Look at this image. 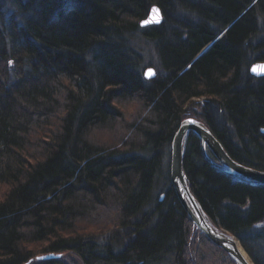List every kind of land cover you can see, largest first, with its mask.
<instances>
[{
	"label": "trees",
	"instance_id": "1",
	"mask_svg": "<svg viewBox=\"0 0 264 264\" xmlns=\"http://www.w3.org/2000/svg\"><path fill=\"white\" fill-rule=\"evenodd\" d=\"M153 4L161 24L140 26ZM261 60L264 0H0V264H235L164 158L189 116L264 171ZM182 161L210 222L264 264V185L214 167L192 131Z\"/></svg>",
	"mask_w": 264,
	"mask_h": 264
},
{
	"label": "water",
	"instance_id": "2",
	"mask_svg": "<svg viewBox=\"0 0 264 264\" xmlns=\"http://www.w3.org/2000/svg\"><path fill=\"white\" fill-rule=\"evenodd\" d=\"M148 11L147 16L139 21V25L146 27L161 24L163 15L162 10H160L157 5H152ZM248 71L255 77L263 76L264 60L251 64ZM143 75L147 79H152L156 76L155 70L152 67H147ZM177 128L170 144L169 182L171 183L179 204L182 205L184 211L200 232L205 234L214 244L227 252V254L232 257L235 264H249L244 255L241 254L240 247H242V245H240V241L235 239L234 235L230 234L226 229L224 230L213 225L204 213L194 194L190 191L182 161L186 141L185 138L190 131L194 132L198 138L201 139V146L205 159L214 167L223 170L232 178L253 185H264V171L253 169L245 165L243 166L234 158H231L219 140L215 138L211 130L200 120L187 117L179 123ZM261 133H264V128L261 129ZM206 147L211 151L214 159L207 155ZM164 195V193H161L160 200H162ZM262 220H260V222H263ZM60 256L61 254L43 253L42 255H37L35 259H51ZM29 262L30 261H27L23 264H28Z\"/></svg>",
	"mask_w": 264,
	"mask_h": 264
},
{
	"label": "rangeland",
	"instance_id": "3",
	"mask_svg": "<svg viewBox=\"0 0 264 264\" xmlns=\"http://www.w3.org/2000/svg\"><path fill=\"white\" fill-rule=\"evenodd\" d=\"M145 47H144V49H143V53L147 56H149V59L150 60H154L155 59V56H154V54H153V50L151 49V47L150 46H148V45H144ZM152 62H155V61H152ZM172 142V141H171ZM171 144V143H170ZM169 150H170V147H169ZM171 151V150H170ZM169 156H170V154L168 155H166V157L164 158V162L166 163V164H168V162L170 163V161H169ZM159 185H158V187H156V192H157V194H159V193H161V188H162V186H163V184H161V183H158ZM263 222H264V220H262ZM193 223V222H192ZM196 226V225H195ZM238 240V239H237ZM215 245V244H214ZM241 245V244H240ZM219 247V246H218ZM243 247V246H242ZM221 248V247H220ZM222 249V248H221ZM244 249V248H243ZM64 252H66V251H64ZM63 252V253H64ZM68 253V255H71V256H69L68 258H64V261L66 262V263H68V264H75V262H78V255L77 254H73V253H69V252H67ZM227 253V252H226ZM66 253H64V255H65ZM250 256V255H249ZM62 257H64V256H60L59 258H62ZM57 258V257H56ZM251 258V257H250ZM32 263V261L30 260V262L28 263V264H31Z\"/></svg>",
	"mask_w": 264,
	"mask_h": 264
},
{
	"label": "bare ground",
	"instance_id": "4",
	"mask_svg": "<svg viewBox=\"0 0 264 264\" xmlns=\"http://www.w3.org/2000/svg\"><path fill=\"white\" fill-rule=\"evenodd\" d=\"M240 251H241V254L244 255V257L246 258V260L249 262V264H254V262L252 261V259L250 258V256L247 255V253L245 252V250L242 247H240Z\"/></svg>",
	"mask_w": 264,
	"mask_h": 264
}]
</instances>
